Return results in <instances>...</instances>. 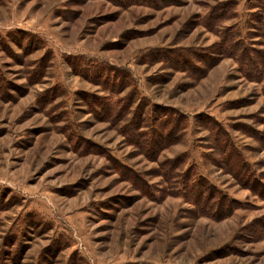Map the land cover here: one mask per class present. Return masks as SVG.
I'll return each mask as SVG.
<instances>
[{
	"label": "rangeland",
	"instance_id": "rangeland-1",
	"mask_svg": "<svg viewBox=\"0 0 264 264\" xmlns=\"http://www.w3.org/2000/svg\"><path fill=\"white\" fill-rule=\"evenodd\" d=\"M0 264H264V0H0Z\"/></svg>",
	"mask_w": 264,
	"mask_h": 264
},
{
	"label": "trees",
	"instance_id": "trees-1",
	"mask_svg": "<svg viewBox=\"0 0 264 264\" xmlns=\"http://www.w3.org/2000/svg\"><path fill=\"white\" fill-rule=\"evenodd\" d=\"M164 126V125H163ZM261 134V133H260ZM140 135V137H136V138H138V139H140L142 142H144V144L146 145L147 144V139L144 137V134H139ZM162 138V137H161ZM161 141H162V139H161ZM160 141V142H161ZM149 142V141H148ZM158 140H157V142H156V144H155V146H154V148L156 147H158L159 146V143H160ZM164 142H165V139H164ZM149 144V143H148ZM147 146V145H146ZM151 147V146H150ZM147 148V147H146ZM149 148V147H148ZM153 150V149H152ZM233 173H234V175L238 178V176H239V178L241 177L242 179H244V178H246L247 177V175L246 174H239V173H236L235 171H233ZM242 179H239L240 181H242V182H244V180H242ZM247 186H250V188L254 191L255 190V188L256 187H254V186H252V185H248L247 184ZM252 186V187H251ZM205 187V186H204ZM206 188V187H205ZM201 199L203 200L204 199V197L203 196H201ZM206 202H207V204H208V206H211V202L210 201H208V199H206ZM210 202V203H209Z\"/></svg>",
	"mask_w": 264,
	"mask_h": 264
}]
</instances>
